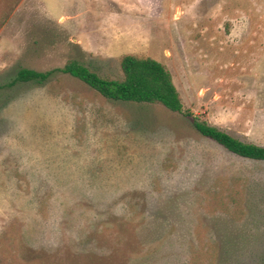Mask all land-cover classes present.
Returning <instances> with one entry per match:
<instances>
[{"label": "rangeland", "instance_id": "1", "mask_svg": "<svg viewBox=\"0 0 264 264\" xmlns=\"http://www.w3.org/2000/svg\"><path fill=\"white\" fill-rule=\"evenodd\" d=\"M126 54L264 145V0H0V264H264V161L68 74L11 85L73 59L118 78Z\"/></svg>", "mask_w": 264, "mask_h": 264}, {"label": "trees", "instance_id": "2", "mask_svg": "<svg viewBox=\"0 0 264 264\" xmlns=\"http://www.w3.org/2000/svg\"><path fill=\"white\" fill-rule=\"evenodd\" d=\"M122 76L113 77L102 75L89 65L73 59L62 68L52 69L46 72L30 68H21L11 85L17 83L33 82L45 84L56 73H63L76 78L82 83L94 89L106 99L114 101L159 104L173 112H179L187 117H192L195 129L202 135L218 142L231 152L253 160L264 161V145L244 141L228 131L201 119L184 107L180 92L174 83L173 76L165 64L153 57L126 54L121 58ZM239 191L229 189L225 196L233 203V211L242 212ZM220 205L226 209L222 201ZM207 257L205 250L194 254L192 264H213V261L205 263L203 258Z\"/></svg>", "mask_w": 264, "mask_h": 264}]
</instances>
